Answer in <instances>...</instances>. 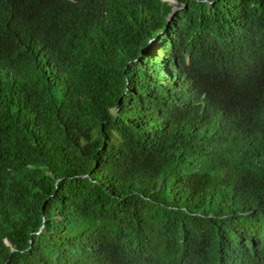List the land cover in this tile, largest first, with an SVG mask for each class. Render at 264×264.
<instances>
[{
  "label": "trees",
  "instance_id": "1",
  "mask_svg": "<svg viewBox=\"0 0 264 264\" xmlns=\"http://www.w3.org/2000/svg\"><path fill=\"white\" fill-rule=\"evenodd\" d=\"M0 264H264V0H0Z\"/></svg>",
  "mask_w": 264,
  "mask_h": 264
},
{
  "label": "water",
  "instance_id": "2",
  "mask_svg": "<svg viewBox=\"0 0 264 264\" xmlns=\"http://www.w3.org/2000/svg\"><path fill=\"white\" fill-rule=\"evenodd\" d=\"M168 2H170V3H173V0H167ZM176 7H172L171 8V13L169 14V16L168 17H170L175 11H176Z\"/></svg>",
  "mask_w": 264,
  "mask_h": 264
}]
</instances>
